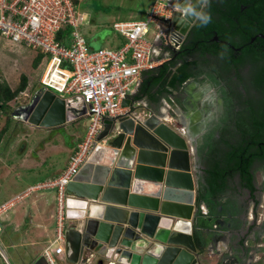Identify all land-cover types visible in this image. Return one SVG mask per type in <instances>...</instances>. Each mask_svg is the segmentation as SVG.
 Segmentation results:
<instances>
[{
  "label": "water",
  "instance_id": "obj_1",
  "mask_svg": "<svg viewBox=\"0 0 264 264\" xmlns=\"http://www.w3.org/2000/svg\"><path fill=\"white\" fill-rule=\"evenodd\" d=\"M175 3L179 10L171 22L181 42L196 20L181 10L201 11L205 2ZM145 109L106 119L98 143L67 183L65 218L75 221L63 233L68 263L87 264L93 257L99 264H201L197 225L208 204L190 161L193 142L181 121L169 124L161 112L144 115ZM85 113L81 96L63 98L40 86L10 116L49 129ZM33 264L48 263L40 255Z\"/></svg>",
  "mask_w": 264,
  "mask_h": 264
},
{
  "label": "crops",
  "instance_id": "obj_2",
  "mask_svg": "<svg viewBox=\"0 0 264 264\" xmlns=\"http://www.w3.org/2000/svg\"><path fill=\"white\" fill-rule=\"evenodd\" d=\"M113 32H115L114 29ZM113 32H109L107 36H105L106 33L103 36L94 35L86 39L90 46L100 47L97 45L106 43V39L112 36ZM118 36L121 37L119 34ZM143 77L144 72L141 78ZM194 78H189L171 93L160 96L155 103H150L143 97L138 100L142 101L144 105L146 104V107L156 114L161 112L162 117L169 124L181 121L185 128L181 127V130L185 131L193 142L195 153H191L193 157L190 158V161L198 168L196 171L200 181L199 186L201 191H205L204 200L208 204V208L201 206L205 215L198 219V227L196 226L199 229V240L203 245V249L199 251L201 264H250V260L247 262L245 257L253 255L252 251L256 244L257 248L255 247V249L259 253H256V258L264 256V177L261 174L258 175L257 183L261 188L257 190L247 179L248 177L241 173L239 161L228 162L231 148L238 147L240 140L229 142L225 136L216 137V135L210 134L211 131L205 125L210 123L216 111L215 90L209 86L210 84H205L201 79ZM220 130H226V128L223 127ZM37 144L40 151L38 156L42 155L41 161L35 158L37 157L35 154H33L35 157L32 156L27 141L25 147L29 149L22 148L21 150L23 170H18L16 167L13 169L17 174L12 182L16 185V181L23 178L26 183L22 190L9 192L11 197L7 201L15 199L16 196H22L11 206L15 207L12 208V213V209L9 211L7 209L5 213L0 214L3 223L7 222L4 223V226L10 225L13 229V233L7 236L8 239L3 238L9 252L3 250L4 256L0 255V264H33L40 257L42 251L39 252L35 247L36 251L32 252L30 245L38 242L42 245L46 239V242L49 241L46 247L54 249L61 243V241H56V236L52 240H47L53 222L46 213L47 210L51 211V207L54 205L56 207V190H29V188L39 182L59 176L67 166L69 158L67 157L68 159L63 161L61 155L54 159L55 162L49 163L51 156L48 155V150L58 147L62 152L61 145L58 146L53 140H41ZM72 148L73 145L69 146V151ZM67 155L69 156V153ZM18 157L19 155H17ZM31 158L35 161L32 162ZM42 158H45V161ZM251 164L253 172L256 168H253V161ZM216 167L219 174L222 173V177L218 181L213 180L210 175L211 169ZM31 172H35L33 176L21 177ZM213 183L216 185L215 188L212 186ZM254 204L255 207H253ZM30 208H35L33 213L29 212ZM63 213L62 226L57 223V233L59 231L63 233L67 225L75 222L65 218V209L61 215ZM231 233L233 239H236V245L235 240L232 243L229 242ZM62 245L64 247V244ZM228 251L231 254L229 256L227 255ZM24 256L25 258H22ZM222 256L226 258L224 259ZM54 257L59 260L60 264H71L66 260L65 252L54 255ZM97 259L92 257L87 264H93ZM104 264L107 263L104 262Z\"/></svg>",
  "mask_w": 264,
  "mask_h": 264
},
{
  "label": "built area",
  "instance_id": "obj_3",
  "mask_svg": "<svg viewBox=\"0 0 264 264\" xmlns=\"http://www.w3.org/2000/svg\"><path fill=\"white\" fill-rule=\"evenodd\" d=\"M175 2L154 0L145 19L115 22L113 29L123 41L119 47L108 49L91 47L80 33L79 26L85 16L72 0H0V37L41 56L39 85L61 93L57 95L63 98L81 96L86 105L82 118L87 119L86 131L65 169L59 176L29 188L56 190L59 226H62L61 213L65 209V187L98 143L97 136L105 120L129 116L132 107H146L142 101L134 99L140 89L142 73L168 61L171 52L179 48L171 22L174 11L179 10ZM151 23L156 30L152 41H146L144 34ZM64 28L67 33L59 39V32ZM125 99L131 100L127 106H123ZM152 112L145 109L144 115ZM20 198L21 195L0 204V213ZM63 240V233L59 231L56 241L61 243L54 249H44L48 264H56L54 255L64 253ZM0 255L4 256L1 248Z\"/></svg>",
  "mask_w": 264,
  "mask_h": 264
},
{
  "label": "rangeland",
  "instance_id": "obj_4",
  "mask_svg": "<svg viewBox=\"0 0 264 264\" xmlns=\"http://www.w3.org/2000/svg\"><path fill=\"white\" fill-rule=\"evenodd\" d=\"M153 1L154 0H72V2L76 4L77 9L85 16V21L79 26V29L80 33L87 39L88 37H93L94 35L103 36L106 33L107 34L105 36H107L109 32H113V24L115 22L145 19ZM155 30L154 24H149L144 34V39L146 41H152ZM113 33L114 34L112 36L106 39V43L99 44L97 46L108 49H115L119 47L121 37H119L116 32ZM14 44V42L0 37V83H6L11 90H15L19 85L20 76L25 75L27 77L25 90L18 93L16 97L8 102L9 107L12 109L29 101L33 92L40 86L39 79L42 74L41 65H34L35 58L38 55L34 51H30L25 47L15 46ZM57 94L61 93L57 92ZM11 110H4L0 108V204L5 202V200L7 201V199L11 197L9 194L10 191L14 192L16 190H22L25 186L26 181H24L23 178L22 180H17L16 185L12 182L13 178H15L17 174L16 172L14 173L13 169L16 167L18 170H23V156L21 154L22 148L25 149L30 147V149H28L30 152L32 151V156L35 157L33 155L35 154L37 156L35 158L41 161L40 157L42 155L38 156L40 151L37 143L41 140H53L58 146L61 145L63 150L61 152L58 147H54L53 149L50 148L48 150V155L51 156V160L48 162H55L56 160L54 159L59 158L61 155L62 160L65 161L69 158L70 154L77 147V145L82 142L87 125V119H78L60 127L46 129L31 125L28 122L13 119L10 116ZM27 141L29 146L25 147V143H27ZM70 144H72L74 148H72L71 151L68 149L69 146H72ZM68 153L69 156L67 155ZM17 155H19L18 158ZM42 159L45 161V158ZM31 161L34 162L35 160L32 159ZM34 173L35 172L24 174V176L21 177H30L33 176ZM13 201L15 202V200ZM57 206L58 205L56 203V207L55 205L54 207H51L53 211L47 210L46 213V215H49L50 220L53 222L52 224L50 223L52 228L49 230V238L47 240L54 239L57 233L56 229L59 221ZM12 208L14 209L15 207L8 208V211ZM13 209L11 210V213ZM6 210L3 212L5 213ZM33 210H35V208H30L29 212L33 213ZM0 222L3 227L2 233H0V247L2 249V253L3 250L9 252L3 238L8 239L7 236L13 233V229H11L10 225L4 226V223L7 222L3 223L2 218H0ZM48 242L49 241L46 242V239H44V244L42 245H40L39 242L33 243L30 245V247L32 246L31 251L34 252L38 248L37 250L39 252H43ZM256 246L257 244L255 247ZM255 247L252 251L253 255L245 257V260H247V262L250 260V264L259 262L264 264V256L256 258L257 251ZM229 253L230 252L228 251V256L231 255ZM22 258H25V256ZM222 258L225 259L226 257L222 256ZM55 260L56 264H60L57 258H55ZM11 262L13 261L11 260ZM93 264H98L97 260L94 261Z\"/></svg>",
  "mask_w": 264,
  "mask_h": 264
},
{
  "label": "flooded vegetation",
  "instance_id": "obj_5",
  "mask_svg": "<svg viewBox=\"0 0 264 264\" xmlns=\"http://www.w3.org/2000/svg\"><path fill=\"white\" fill-rule=\"evenodd\" d=\"M211 1L212 5L209 9L212 18L221 19L226 8L224 1ZM251 5L248 0L246 2L240 0L237 4L236 12L234 11V16H231L230 19L234 25L237 23V29L240 28L241 13H246ZM206 6L207 4L204 3L202 11ZM197 22L196 19L187 35L180 42L179 48L173 51L172 56L184 44H187L182 50L188 53V60L193 62L191 68L198 72L196 78L201 79L205 84H210L209 86L215 90L216 111L213 119L205 126L211 131L210 134L216 135V137L225 136V139L229 142H238L243 138L240 133L242 128L243 130L247 128L248 133L253 136L257 133L254 127L255 119L259 118L257 111L263 108L260 113L264 115V91L260 89L261 87L257 88L254 82L256 65L259 64V61L255 59V54L260 56V51H258L259 47L256 44L253 46V42L257 38L264 39V32H256L250 37V40L246 41L243 34L236 31L230 37L231 41H229L218 37L217 32L212 27L210 29L213 32L211 36L197 39L198 34H194L197 29H199V32L206 31L205 27L198 28ZM223 25L225 28L230 27L226 20L223 21ZM194 37L196 38L194 39ZM207 43L215 47L204 50L203 48H206ZM223 45L225 46L223 47ZM213 51L219 52L213 53ZM261 52L263 53L262 62L264 63V46L261 47ZM192 78L195 79L194 77L190 79ZM223 127L226 130H220ZM251 150L253 152H260V150L264 152V140H260L256 148ZM262 157L261 159H253V168L256 169L252 172L250 178L251 183L257 190L261 188L257 183L258 175L261 174L264 177V156ZM253 207H255V204ZM234 240L236 245V239H233L231 233L229 242L232 243ZM235 245L233 243V246Z\"/></svg>",
  "mask_w": 264,
  "mask_h": 264
},
{
  "label": "trees",
  "instance_id": "obj_6",
  "mask_svg": "<svg viewBox=\"0 0 264 264\" xmlns=\"http://www.w3.org/2000/svg\"><path fill=\"white\" fill-rule=\"evenodd\" d=\"M225 3V12L222 14L221 19H214L212 18L211 22L206 26H201L199 21L197 22V27H205V32H199L197 29L194 34H198L196 37L197 39H202L203 37H208L212 35V31L210 29L214 27V30L217 32L218 37L227 39L231 41V36L238 31L239 33L243 34L245 40H250V37L253 36L256 32H264V0H248L251 2V7L246 10V13H241V20H240V28L237 27V23L234 25L232 23L231 16H234V11L236 12L237 4L240 0H222ZM246 2V0H245ZM76 5V4H75ZM212 5V1L209 0L207 2V6L204 8L203 11H207L210 13L209 7ZM239 11V8H238ZM225 14V15H224ZM212 17V15H211ZM229 18V19H228ZM226 20L229 23V28L223 27V21ZM231 21V22H230ZM195 30V29H194ZM67 33V29L64 28L59 32V39L64 38L65 34ZM194 37V39L196 38ZM123 39L121 40V42ZM257 45L259 47L258 51H260V56L255 54L256 61H259L258 65H256V72L254 76V82L257 85V88L261 87L260 89L264 91V63L263 60V53L261 52V47L264 46V39L257 38L253 42V46ZM187 44H184L182 48H184ZM203 46V45H200ZM214 46V45H213ZM207 43L206 48L213 47ZM225 45H223L224 47ZM92 47V46H91ZM215 47V46H214ZM179 49L175 52V55L172 56L173 51L171 52L170 59L161 65L157 66L152 70H148L144 72V77L142 78L140 89L138 94L135 96L136 99H140L141 97L146 98L150 103H155L159 100L160 96L164 94H169L172 90L181 86L186 80L191 77H196L198 72H195L191 66L193 65L192 61L188 60V53ZM219 51H213V53H217ZM203 53V52H202ZM259 54V53H258ZM41 63V56L38 55L35 58L34 65ZM27 84V77L25 75L20 76L19 85L15 90H11L6 83H0V108L12 109L9 107L8 102L17 96L18 93L25 90ZM258 110L257 113L259 118L255 119V132L256 134L250 135L248 133V129L243 128L241 129L240 133L242 137L240 139V143L238 147L234 146L231 148V153L228 157V162L231 163L232 161H239L240 162V170L241 173H244L247 179L251 178L252 174V161L254 158H263L264 152L260 150V152H253L251 149H255L257 143L260 140H264V115ZM241 158V159H240ZM249 158V159H248ZM251 170V171H250ZM219 170L216 168L211 169L210 175L213 177V180L218 181L222 177V173L219 174ZM213 188H215V184L213 183ZM219 188V186H217ZM1 226V222H0ZM3 227L1 226L2 233ZM200 249H203V245H201Z\"/></svg>",
  "mask_w": 264,
  "mask_h": 264
},
{
  "label": "clouds",
  "instance_id": "obj_7",
  "mask_svg": "<svg viewBox=\"0 0 264 264\" xmlns=\"http://www.w3.org/2000/svg\"><path fill=\"white\" fill-rule=\"evenodd\" d=\"M204 2H205V4H207V0H204ZM183 11L185 12V14H190V15L194 16L199 21L201 26L208 25L211 22V20H212L211 14L209 12H207V11H202V10L201 11H196L193 7H186V8L183 9ZM40 86H42V85H40ZM56 237H57V235H56ZM41 255H43V252H42ZM55 255H57V254H55Z\"/></svg>",
  "mask_w": 264,
  "mask_h": 264
},
{
  "label": "bare ground",
  "instance_id": "obj_8",
  "mask_svg": "<svg viewBox=\"0 0 264 264\" xmlns=\"http://www.w3.org/2000/svg\"><path fill=\"white\" fill-rule=\"evenodd\" d=\"M110 264H114V263H110Z\"/></svg>",
  "mask_w": 264,
  "mask_h": 264
}]
</instances>
